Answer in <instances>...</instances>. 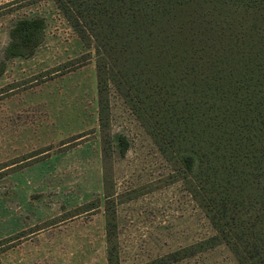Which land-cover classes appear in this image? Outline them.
Returning a JSON list of instances; mask_svg holds the SVG:
<instances>
[{"label":"trees","instance_id":"trees-1","mask_svg":"<svg viewBox=\"0 0 264 264\" xmlns=\"http://www.w3.org/2000/svg\"><path fill=\"white\" fill-rule=\"evenodd\" d=\"M95 50L108 264H120L110 87L125 99L216 233L157 258L171 264L225 244L239 264H264V0H54ZM21 19L10 56L44 40ZM91 59L82 55L51 75ZM99 202L84 205L85 212Z\"/></svg>","mask_w":264,"mask_h":264},{"label":"rangeland","instance_id":"rangeland-1","mask_svg":"<svg viewBox=\"0 0 264 264\" xmlns=\"http://www.w3.org/2000/svg\"><path fill=\"white\" fill-rule=\"evenodd\" d=\"M42 18L44 40L10 56L21 19ZM89 54L72 70L60 65ZM94 48L54 0H0V264H108L104 163ZM120 264H147L213 236L125 99L110 87ZM98 201L99 208L83 207ZM171 264H239L221 244Z\"/></svg>","mask_w":264,"mask_h":264}]
</instances>
